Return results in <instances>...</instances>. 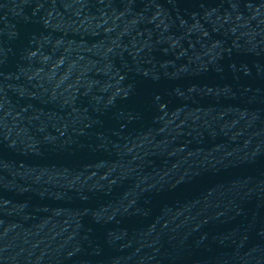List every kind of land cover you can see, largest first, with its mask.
<instances>
[{"label":"water","instance_id":"obj_1","mask_svg":"<svg viewBox=\"0 0 264 264\" xmlns=\"http://www.w3.org/2000/svg\"><path fill=\"white\" fill-rule=\"evenodd\" d=\"M264 21V0H0V95Z\"/></svg>","mask_w":264,"mask_h":264}]
</instances>
